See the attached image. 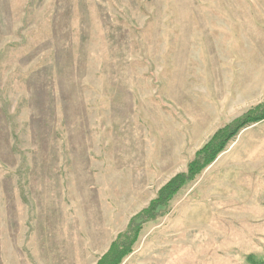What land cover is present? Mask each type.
<instances>
[{
    "label": "rangeland",
    "instance_id": "374dc122",
    "mask_svg": "<svg viewBox=\"0 0 264 264\" xmlns=\"http://www.w3.org/2000/svg\"><path fill=\"white\" fill-rule=\"evenodd\" d=\"M261 104L264 0H0V264H98ZM155 213L120 264L264 261V119Z\"/></svg>",
    "mask_w": 264,
    "mask_h": 264
},
{
    "label": "trees",
    "instance_id": "16d2710c",
    "mask_svg": "<svg viewBox=\"0 0 264 264\" xmlns=\"http://www.w3.org/2000/svg\"><path fill=\"white\" fill-rule=\"evenodd\" d=\"M264 119V104L252 108L243 117L238 119L234 124L215 134L196 155L195 159L189 164L188 172L173 178L165 185L158 194L156 200L143 210L139 220L140 223L133 221L129 229L124 232L113 244L112 249L99 261L98 264H120L123 258L132 252L135 242L142 231L144 222L150 221L153 217L157 218L155 213L159 207L167 205L173 195L184 184L192 180L204 167L211 164L216 157L225 149L228 142L237 135L240 129L244 128L251 122H258ZM253 264H263L264 261H255L252 257L248 258Z\"/></svg>",
    "mask_w": 264,
    "mask_h": 264
}]
</instances>
